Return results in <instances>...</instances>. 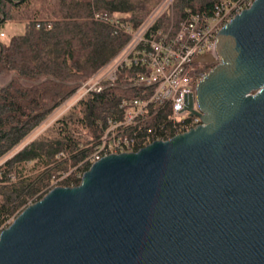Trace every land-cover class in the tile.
I'll use <instances>...</instances> for the list:
<instances>
[{"label":"water","instance_id":"water-1","mask_svg":"<svg viewBox=\"0 0 264 264\" xmlns=\"http://www.w3.org/2000/svg\"><path fill=\"white\" fill-rule=\"evenodd\" d=\"M192 62L214 64L203 124L52 188L1 232L0 264H264V0Z\"/></svg>","mask_w":264,"mask_h":264},{"label":"trees","instance_id":"trees-1","mask_svg":"<svg viewBox=\"0 0 264 264\" xmlns=\"http://www.w3.org/2000/svg\"><path fill=\"white\" fill-rule=\"evenodd\" d=\"M163 1L0 0V77L18 72L11 82L0 85V230L43 198L55 179L68 174L61 185L81 182L79 175L88 170L79 167L88 155V140L76 135L72 126L82 124L98 137L103 132L102 121L122 114L120 101L141 96V87L107 83L58 119L54 135L45 132L28 139L128 41V34L116 32L95 15L118 17L137 27ZM228 1L232 0H174L157 27L176 31L189 12L210 17L218 5ZM9 23H22L24 31L5 37ZM213 67L199 65L206 73ZM125 72L120 73L117 85ZM146 128L168 130L169 136L162 132L161 139L175 136L172 124L147 122L142 125Z\"/></svg>","mask_w":264,"mask_h":264},{"label":"built area","instance_id":"built-area-1","mask_svg":"<svg viewBox=\"0 0 264 264\" xmlns=\"http://www.w3.org/2000/svg\"><path fill=\"white\" fill-rule=\"evenodd\" d=\"M253 1H228L218 5L210 17L189 12L176 31L157 27L161 15L173 6L174 0H164L137 27L118 17L96 14V20L113 26L116 32L128 34L129 39L105 66L80 84L66 103L77 96L74 102L77 104L91 93L102 90L107 83L122 88L143 89L140 97L120 101L122 114L102 121L100 126L103 132L98 137L90 134L86 145L89 152L79 167L89 169L107 155L138 151L154 139L171 138H160L162 132L169 136L168 130L164 128L162 132L152 128L142 129V125L147 122L172 124L175 135L189 132L203 124L196 93L199 81L207 73L199 69L203 63L192 61L203 54L216 55L218 32ZM123 71H126L125 76L121 84L117 85L116 81ZM67 176L65 174L55 179L52 188L61 185V180ZM3 230H0V234Z\"/></svg>","mask_w":264,"mask_h":264},{"label":"rangeland","instance_id":"rangeland-1","mask_svg":"<svg viewBox=\"0 0 264 264\" xmlns=\"http://www.w3.org/2000/svg\"><path fill=\"white\" fill-rule=\"evenodd\" d=\"M23 31H24V25L22 23H11V24L9 23L6 27V30H5V33H6L5 37H10L14 34L22 33ZM10 78H11V75L6 76V77H0V85L1 86L6 85L8 83V81L10 80ZM76 91H75V93H76ZM76 98H77V96L73 97L69 102H67V103L65 102L62 105H60L57 109H55L51 113V115L43 122V124L40 125V127L28 139L29 140L35 139V138L39 137L40 135L44 134L45 132L50 133V135H54V133H55L54 130L56 129V127L54 128V126H55L57 120L60 119L63 115L69 113L76 105L80 104L78 102H77V104L74 103L76 101ZM77 115H78V117L82 118V116H80V114H78V112H77ZM72 129L77 132L76 135H79V137H82L83 139H86V140L88 139L90 134H93V133H91V131H89V129H87L86 127H84L82 124H79V123L75 126H72ZM15 218L16 217H13L9 221L13 222Z\"/></svg>","mask_w":264,"mask_h":264}]
</instances>
